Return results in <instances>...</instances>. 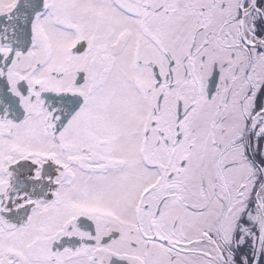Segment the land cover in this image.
Here are the masks:
<instances>
[{
    "label": "snow or ice",
    "instance_id": "1",
    "mask_svg": "<svg viewBox=\"0 0 264 264\" xmlns=\"http://www.w3.org/2000/svg\"><path fill=\"white\" fill-rule=\"evenodd\" d=\"M0 264H264V0H0Z\"/></svg>",
    "mask_w": 264,
    "mask_h": 264
}]
</instances>
